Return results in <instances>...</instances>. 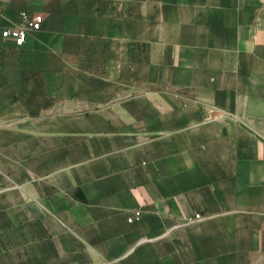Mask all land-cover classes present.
Here are the masks:
<instances>
[{"label": "crops", "instance_id": "obj_1", "mask_svg": "<svg viewBox=\"0 0 264 264\" xmlns=\"http://www.w3.org/2000/svg\"><path fill=\"white\" fill-rule=\"evenodd\" d=\"M22 149L0 264H264V0H0V155Z\"/></svg>", "mask_w": 264, "mask_h": 264}, {"label": "rangeland", "instance_id": "obj_2", "mask_svg": "<svg viewBox=\"0 0 264 264\" xmlns=\"http://www.w3.org/2000/svg\"><path fill=\"white\" fill-rule=\"evenodd\" d=\"M30 149H22L21 150V154H16V158L13 159V155H0V179L3 180H12L14 178L18 179V180H22L23 183L24 181L29 179L30 176ZM39 158L42 157V153H38ZM11 156V158H10ZM9 158L8 159H5ZM15 160L17 165H20V168H14V163L13 161ZM12 162V163H11ZM3 187V186H1ZM139 214V215H138ZM141 218V212L137 211L136 212V216L135 217H131L129 218V222H133L136 219H140ZM201 218H197L196 220H200ZM1 220V219H0Z\"/></svg>", "mask_w": 264, "mask_h": 264}, {"label": "built area", "instance_id": "obj_3", "mask_svg": "<svg viewBox=\"0 0 264 264\" xmlns=\"http://www.w3.org/2000/svg\"><path fill=\"white\" fill-rule=\"evenodd\" d=\"M22 17L25 21L24 27L6 30L3 32V36L12 40L18 47H22L26 43L31 32L41 31L44 23V18L41 15L31 17L24 13Z\"/></svg>", "mask_w": 264, "mask_h": 264}]
</instances>
